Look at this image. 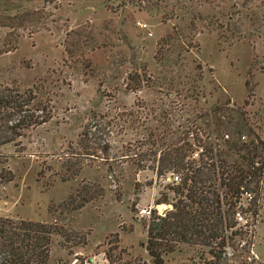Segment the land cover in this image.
Instances as JSON below:
<instances>
[{"label":"rangeland","instance_id":"rangeland-1","mask_svg":"<svg viewBox=\"0 0 264 264\" xmlns=\"http://www.w3.org/2000/svg\"><path fill=\"white\" fill-rule=\"evenodd\" d=\"M19 12L34 24L13 35L0 27V48L13 44L0 54V89L33 90L50 119L0 147V217L71 234L53 237L49 264H151L145 226L171 208L155 202L166 194L172 203L164 178L177 172L138 167L133 153L149 132L162 148L197 149V134L223 151L234 130L218 118L238 112L245 140L263 153L264 0H26ZM256 185L250 204L239 198L237 235L219 258L180 244L164 264H264L263 175ZM84 191L92 198L71 210Z\"/></svg>","mask_w":264,"mask_h":264},{"label":"trees","instance_id":"trees-1","mask_svg":"<svg viewBox=\"0 0 264 264\" xmlns=\"http://www.w3.org/2000/svg\"><path fill=\"white\" fill-rule=\"evenodd\" d=\"M25 2L26 0H0V27L8 29V35H13V29L23 28L25 24H34L29 14L24 17L19 12ZM152 7H157V3H153ZM171 38L170 36L169 39ZM17 40L14 41L15 45L18 44ZM3 45L9 47L0 48V54L13 49L10 42ZM141 81L136 74L131 90H139ZM217 109L213 110L214 113ZM48 112L47 106L37 100L31 89L22 92L13 88L0 89V147L14 143L23 137L27 130L45 124L50 119ZM218 120V126L225 124L233 127L234 138L224 140L227 148L219 151L213 144L204 146L202 139L196 134L194 141L198 143L195 145L204 149L198 159L202 162L201 166L191 158L194 149L190 142L184 141L179 146H176V142L169 143L162 148L164 137L156 132H149L145 142L140 143V147L146 146L143 151L133 153L134 157H138V167L145 168L146 164L141 162L151 161L153 164L148 168L156 169L157 175L171 169L182 175L181 182L172 187L175 193L172 203H169L166 194L155 202L171 204V208L163 215L154 213L145 226L144 248L151 264H164L165 255L174 252L180 244L207 248L211 257L219 258L221 250L237 235L236 206L243 191L257 192L256 184L260 176H264V151L259 153L253 139H241L247 126L241 112L235 117L230 115L227 120ZM246 130L253 134L250 127ZM220 137L223 136L220 134ZM185 139L186 137L183 140ZM257 140L262 151L264 143ZM106 148L104 146L101 150L106 153ZM231 154L238 158L229 159ZM255 163L259 165L255 166ZM252 183L254 187L251 186ZM85 195L86 197L83 193L78 196L80 200L76 204L74 202L75 205L71 203V210L80 209L92 198L88 196V191ZM252 212L253 216H256L258 207L253 208ZM56 235L69 241L71 239V234L56 223L0 217V264H49L50 249ZM114 237H117V234H114ZM86 243V240L81 242L82 245ZM105 256L113 262L108 252Z\"/></svg>","mask_w":264,"mask_h":264},{"label":"built area","instance_id":"built-area-1","mask_svg":"<svg viewBox=\"0 0 264 264\" xmlns=\"http://www.w3.org/2000/svg\"><path fill=\"white\" fill-rule=\"evenodd\" d=\"M137 24H138V26H141L142 28H145L146 27V24H143V23H140V22H137ZM225 138H228V135H225ZM241 139L243 140V141H245V135H242L241 136ZM197 147V149H194V151H193V153H192V156H191V158L192 159H196V160H198L199 159V155H200V153L202 152V150H201V147L202 146H200V147H198V146H196ZM203 148V147H202ZM198 149H200V150H198ZM256 165H259L258 163H256ZM181 179H182V175L180 174V173H178L177 172V174H175V175H172V176H168V177H166V178H164V181L165 182H169V183H171L172 185H176V184H179L180 182H181ZM253 192L252 191H250V190H245V191H243L242 193H241V195H240V197H241V199L243 198V199H246V200H248V203L250 204V202L252 201V199H253V196L251 195ZM239 197V198H240ZM240 201H238V203H239ZM241 203V202H240ZM243 205V204H242ZM239 207H241V206H238V208ZM167 209H169V208H167ZM166 209V210H167ZM165 210V211H166ZM146 212V210L145 209H142L141 210V214H144ZM164 213V212H163ZM163 213H157L158 215H163ZM235 218L236 219H239V220H241L242 219V217L241 216H239V213L236 211L235 212Z\"/></svg>","mask_w":264,"mask_h":264},{"label":"crops","instance_id":"crops-1","mask_svg":"<svg viewBox=\"0 0 264 264\" xmlns=\"http://www.w3.org/2000/svg\"><path fill=\"white\" fill-rule=\"evenodd\" d=\"M91 260L88 258L83 264H91Z\"/></svg>","mask_w":264,"mask_h":264}]
</instances>
